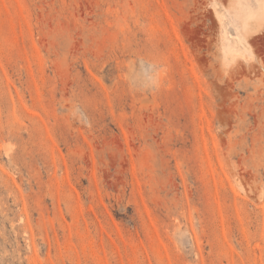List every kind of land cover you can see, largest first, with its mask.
Here are the masks:
<instances>
[{"label":"rangeland","instance_id":"rangeland-1","mask_svg":"<svg viewBox=\"0 0 264 264\" xmlns=\"http://www.w3.org/2000/svg\"><path fill=\"white\" fill-rule=\"evenodd\" d=\"M0 264H264V0H0Z\"/></svg>","mask_w":264,"mask_h":264}]
</instances>
